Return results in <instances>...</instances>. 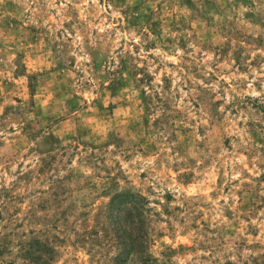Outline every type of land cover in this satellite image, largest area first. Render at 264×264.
Segmentation results:
<instances>
[{
    "label": "rangeland",
    "instance_id": "1",
    "mask_svg": "<svg viewBox=\"0 0 264 264\" xmlns=\"http://www.w3.org/2000/svg\"><path fill=\"white\" fill-rule=\"evenodd\" d=\"M0 264H264V0H0Z\"/></svg>",
    "mask_w": 264,
    "mask_h": 264
},
{
    "label": "trees",
    "instance_id": "2",
    "mask_svg": "<svg viewBox=\"0 0 264 264\" xmlns=\"http://www.w3.org/2000/svg\"><path fill=\"white\" fill-rule=\"evenodd\" d=\"M130 244H131V245H130ZM130 244H129V245H130V246H129V247H130L129 250L131 251V249H133V246H134L135 243H130Z\"/></svg>",
    "mask_w": 264,
    "mask_h": 264
}]
</instances>
